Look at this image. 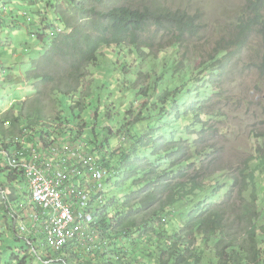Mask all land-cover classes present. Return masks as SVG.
<instances>
[{"label":"trees","instance_id":"1","mask_svg":"<svg viewBox=\"0 0 264 264\" xmlns=\"http://www.w3.org/2000/svg\"><path fill=\"white\" fill-rule=\"evenodd\" d=\"M19 1L9 3L17 9L15 3ZM25 1L27 5L40 3L35 14L32 7L22 5L25 11L30 10L24 18L32 19L28 25L44 30H36V36L55 35L56 42L41 62L35 63L36 68L18 78L34 85L37 98L26 103L25 109L17 104L0 115V173L12 186L27 181L24 169L12 168L11 162L50 163L55 175L88 159L92 160L91 167L104 172L99 183L105 189L96 186L90 174V180L77 181L81 186L77 192L93 194L85 212L98 205L87 231L89 237L95 236L80 252L76 240H70L61 252L50 250L56 264H82L78 262L81 259L83 264H131L132 245L142 253L140 264H264V225L258 209L264 197V150L255 149L234 174L217 178L219 174L212 172L224 171L228 151L225 144L217 142L223 133L219 135L218 129L208 125L212 119L225 116L219 114L224 105L214 107L213 115L209 109L216 99L226 98L224 92L211 90L212 82L222 84L216 74L221 75L231 65L235 53L247 50L253 34L262 37L264 48V0H247L238 17L235 40L222 39L213 50L211 62L217 64L202 63L198 68H194V55H188L186 46L187 39L201 32L197 16L170 9L161 14L139 11L133 9L130 0ZM60 28L72 34H59ZM166 42L173 44L171 56H164ZM154 48L162 57L158 63L150 60L145 74V62L142 66L139 61L149 60L152 54L146 52ZM233 48L236 51L228 53ZM102 57L108 64L99 66ZM187 59L191 62L185 65ZM261 60L264 71V51ZM91 66H98L99 75L93 88L85 90L87 70L94 74ZM132 66L138 72L136 86L128 92L122 87L117 90L113 82L121 85L120 73ZM8 71L4 69V75ZM12 82L16 90L23 89V83ZM50 86L59 95L56 104ZM19 94L14 93L13 100ZM140 99L145 103L133 113ZM53 103L58 108L50 115ZM85 117L88 120L82 122ZM195 132L200 134L198 156L192 154L186 139ZM252 136L261 139L260 134ZM33 145L36 158L29 153ZM198 161H203L202 170L196 168ZM207 179L210 181L206 183ZM2 186L0 183V193ZM250 186L256 188L252 193ZM14 195L17 200L10 197L13 207L23 196ZM75 195L72 189L63 191V199H74ZM30 208L39 211L33 204ZM74 208L73 212L79 206ZM4 210L12 219L7 205ZM11 222L6 247L19 244V252L24 254L22 259L12 255L11 260L29 264L36 242L30 240L33 232H20L13 219ZM236 225H240L238 230ZM4 238L0 231V243ZM94 240L101 242L103 251L87 258ZM193 246L197 250H192ZM49 259L41 263H49Z\"/></svg>","mask_w":264,"mask_h":264},{"label":"rangeland","instance_id":"2","mask_svg":"<svg viewBox=\"0 0 264 264\" xmlns=\"http://www.w3.org/2000/svg\"><path fill=\"white\" fill-rule=\"evenodd\" d=\"M9 1L13 0H0V71L3 69H8L6 75L0 74V115L5 114V112L11 110L17 104L24 105L23 109L26 108V103L33 102L38 94L37 91H34V86L29 82H26L25 79H18L19 76L23 73L29 72L36 68V62H41L42 58L45 56L47 51L50 50L52 44L56 41L55 35L37 37L36 30H43V28H34L31 25H28L32 19L25 15L30 13V10L25 11V6L32 7L31 12L36 13L38 5L40 3L35 4H26L25 0H20L17 5V9L15 6ZM18 1V0H14ZM131 6L135 10L139 11H150L155 14H161L162 12H166L167 9H170L174 12H186L190 16H197L201 22V32L198 37L190 40L187 39L186 46L188 48V55L193 56L194 68H198L202 63L210 64L217 62H211L212 59L215 58V54L213 53L214 48L217 43H219L222 39L225 42L235 40V29L238 21L239 15L243 11L247 0H130ZM11 5V6H10ZM11 7V8H10ZM22 11H18V10ZM11 14L9 15V13ZM23 13L17 15V13ZM17 15V16H15ZM264 15V13H263ZM13 16L15 17L14 22L17 25H9L10 22L13 24ZM35 18L39 20L36 16ZM241 19V18H239ZM25 20V21H24ZM20 24V25H19ZM19 26V27H18ZM59 34L63 35H71L72 31L65 32L60 28ZM252 41L246 51L242 53H235L236 55L232 59L231 65L225 70L221 71V75L219 73L216 74L219 81L222 84L212 82L211 90L224 92L226 98L216 99L215 106L210 107L211 115L214 114V107L223 106L221 112L219 114H224V118L219 117L218 119H212L208 125L212 128H216L219 131V135L223 133L217 140V142H221L225 144V150L228 151L227 158L224 161V171L223 168L218 169L219 173L216 171L211 172L215 175L219 174L217 178L223 176L226 177L229 174H234L235 170L240 167L244 160L249 159L254 154L255 149L264 150V71L260 69L261 65V57L263 55V45H262V37L259 34L252 35ZM165 46V55L171 56L174 53L173 44L166 42L163 44ZM48 49V50H47ZM158 48L152 49V51H147V54H152V57L149 60H140L141 65L145 67V74L148 73L150 69V60L154 58V62L158 63L159 57H162L158 52ZM185 49H181L183 52ZM236 51L235 48L228 51V53H234ZM102 53H106L105 50ZM258 53H260L258 55ZM256 61V62H255ZM185 65L190 64V59H187ZM124 63V62H121ZM108 64L105 62L104 58H101V64L99 66H103ZM129 66V62L125 63ZM184 65V66H185ZM134 66V65H133ZM126 68L122 73H120V78L122 80V84L119 85L117 82H113V85L116 86L117 90L122 87L124 92H128L129 89L134 88L137 84V79L135 74L138 72L134 67ZM222 67L221 65H219ZM91 70L93 71V75H89L90 70H87V82L85 83V90L92 87L94 85V79L99 75L98 66H91ZM13 80H18L16 84L23 83L25 89L16 90L17 86L12 82ZM12 82V83H11ZM131 87V88H130ZM52 98L55 99V104L57 102V98L59 95L57 92L53 91L52 86H50ZM20 91L19 98L13 100L14 93ZM123 94V93H122ZM124 95V94H123ZM48 98V105L51 104L52 99ZM237 100V101H236ZM235 102V103H234ZM236 102H241V104L237 105ZM144 101L141 99L138 101L137 105L132 110L133 113H137L140 110V106L144 105ZM59 105V104H58ZM56 107V105H55ZM54 103L52 107V111L50 115H55L57 109H55ZM58 108V107H56ZM56 117V116H54ZM123 118V115L122 117ZM88 120V117L83 118V121ZM126 121V119H125ZM81 122V123H82ZM58 125V124H57ZM86 124H82V128H85ZM260 134L261 139L258 137H253L252 134ZM200 134L195 132L193 134L187 135L186 139L187 143L190 146V150L194 156H198L196 154V145H197V137ZM1 136V135H0ZM189 137V138H188ZM227 142V143H225ZM259 147V148H258ZM73 151L76 152L75 148H72ZM87 163V164H86ZM86 163L80 162L77 166H84L92 164V160L88 159ZM3 164V163H2ZM40 169H43V165L37 164ZM203 161L197 162L196 168L202 170ZM50 166L47 169L46 177L48 179L49 173L51 172ZM213 169H217V167L212 166ZM101 170V169H100ZM102 171V170H101ZM5 175L0 173V183L4 185L3 193H0V211H2V215H0V231L4 234L5 238L0 243V264H5L7 262H13L11 264H15L14 260H11L12 255L17 256V258L22 259L24 254L19 252V244L12 243L10 246L6 247L7 242H9L11 236V231L8 230V224L10 225L11 218L7 213V209L12 211L14 218V225L20 229V232H25L27 229L32 230L33 238L30 240L36 241L32 247H34V256L30 252V258L28 259L29 264H42V260L45 258H50V264H56L55 261L57 259L54 257L53 252H61L63 249L52 250L46 246L44 240L45 236L42 230L41 221L36 219V211L31 207L32 205V196L25 195L26 193V183L21 182L17 185L9 186L8 181L6 183ZM210 180H206V183ZM96 186L100 187L99 180H94ZM32 184H36V181H32ZM79 183L75 182L73 178H69L68 182L64 183L69 189L76 192L74 199H69L68 204L73 202V206L76 209L79 206V209L73 212L74 218V229L75 237H73V241L79 243L78 250L80 252V248L85 247L87 240L90 242L91 237L87 234L88 227L90 223L93 221L95 209H97L98 205H95L91 210V212H85L87 209V205L92 201L93 194L90 196H85L84 194H80L77 190L80 191ZM1 188V187H0ZM103 189H105L103 187ZM259 189V188H258ZM85 190V189H84ZM109 190V185L106 184V192ZM249 192L252 193L256 190L254 186L249 187ZM259 192V190H258ZM29 193V192H28ZM22 196L15 203V207L12 206V202L10 201V197H14L16 200V196ZM262 196V195H261ZM21 203V204H19ZM26 203V204H24ZM5 204V207H4ZM261 206H258L259 211L261 213L260 223L264 225V197L261 198L260 202ZM20 214V223L19 224V215ZM6 216V220L3 219ZM238 224V223H236ZM240 225H236L234 227L235 230H238ZM13 236V235H12ZM43 236V237H42ZM23 239L29 238L27 236H22ZM29 242V241H28ZM99 240H94L90 243L89 249L87 252V258L93 257L92 254L96 252H102L103 247L101 246V242ZM28 244V243H27ZM125 246L128 248V240H125ZM24 247H26L24 245ZM87 248V247H86ZM49 249V250H48ZM192 250H197L195 246L191 248ZM53 252H51V251ZM28 251V249H26ZM48 251H50L48 254ZM37 252V253H36ZM27 255L29 252H26ZM131 257L128 259L131 264H140V256L142 255L141 251L136 248V246H131ZM48 254V257L46 256ZM53 259V260H51ZM81 261V262H80ZM78 261L79 263H84V260L81 259ZM18 264V262H16ZM44 262V264H49ZM128 264V263H126Z\"/></svg>","mask_w":264,"mask_h":264},{"label":"built area","instance_id":"3","mask_svg":"<svg viewBox=\"0 0 264 264\" xmlns=\"http://www.w3.org/2000/svg\"><path fill=\"white\" fill-rule=\"evenodd\" d=\"M87 164V163H86ZM25 168V176L29 180L30 190L32 194V204L39 209L36 211V219L41 221L42 230L45 236L47 246L56 251L67 246L70 240L75 237L74 218H73V202L63 199V191L69 190L64 186L69 178L80 175V170L85 174H90L93 180H101L104 172L96 171L90 165L87 167H73L70 171H64L57 175L56 182L47 179L46 172L48 164L40 169L34 164L23 165ZM36 181V184H32ZM72 200V199H71ZM43 215V219H42Z\"/></svg>","mask_w":264,"mask_h":264},{"label":"bare ground","instance_id":"4","mask_svg":"<svg viewBox=\"0 0 264 264\" xmlns=\"http://www.w3.org/2000/svg\"><path fill=\"white\" fill-rule=\"evenodd\" d=\"M29 153H30V155L33 157V158H36V155H37V152H36V146H32V147H30V151H29ZM21 160V159H20ZM27 164H31V163H27V162H25V161H23V160H21L18 164L16 163V162H11L10 163V166L12 167V168H18V167H20V168H22V169H24V179L27 181V183H26V185H27V187H28V195H31L32 196V194H31V190H30V185H29V180L27 179V177L25 176V168H24V166L23 165H27ZM51 168H50V170H51V172L49 173V177H48V179H50V180H52V181H54V182H56V180H57V175L59 174V173H62V172H64V171H62V172H59L58 171V173L57 174H55V175H53L52 174V165L50 164V163H47ZM10 212H12V211H10ZM21 214V213H20ZM22 215V214H21ZM11 217H12V219L14 220V218H13V215H12V213H11ZM42 219H43V215H42ZM19 224H21L20 223V216H19ZM21 226H22V224H21ZM23 227V226H22ZM23 231H25L24 230V228H23ZM27 234H29V233H27ZM32 235H33V233H32ZM34 236V235H33ZM43 237V236H42ZM45 238V237H44ZM44 242H45V244H46V240H44ZM46 246H47V244H46ZM48 247V246H47Z\"/></svg>","mask_w":264,"mask_h":264},{"label":"clouds","instance_id":"5","mask_svg":"<svg viewBox=\"0 0 264 264\" xmlns=\"http://www.w3.org/2000/svg\"><path fill=\"white\" fill-rule=\"evenodd\" d=\"M0 74L1 75H4V69L2 68V71H0ZM12 83V82H11ZM31 85H33V84H31ZM34 86V85H33ZM78 179H88V180H90V176L88 175V174H85L82 170H80V175L79 176H77V177H75L73 180L75 181V182H77L78 181ZM100 187L102 188L103 186L100 184Z\"/></svg>","mask_w":264,"mask_h":264}]
</instances>
